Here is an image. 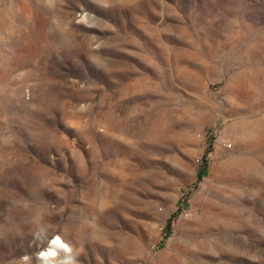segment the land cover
Returning <instances> with one entry per match:
<instances>
[{
    "label": "rangeland",
    "instance_id": "374dc122",
    "mask_svg": "<svg viewBox=\"0 0 264 264\" xmlns=\"http://www.w3.org/2000/svg\"><path fill=\"white\" fill-rule=\"evenodd\" d=\"M0 264H264V0H0Z\"/></svg>",
    "mask_w": 264,
    "mask_h": 264
},
{
    "label": "bare ground",
    "instance_id": "6f19581e",
    "mask_svg": "<svg viewBox=\"0 0 264 264\" xmlns=\"http://www.w3.org/2000/svg\"><path fill=\"white\" fill-rule=\"evenodd\" d=\"M43 256H45V254H43Z\"/></svg>",
    "mask_w": 264,
    "mask_h": 264
}]
</instances>
